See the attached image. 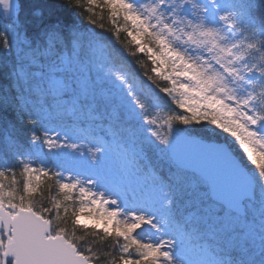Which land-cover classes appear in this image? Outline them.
<instances>
[{
	"label": "snow or ice",
	"instance_id": "snow-or-ice-1",
	"mask_svg": "<svg viewBox=\"0 0 264 264\" xmlns=\"http://www.w3.org/2000/svg\"><path fill=\"white\" fill-rule=\"evenodd\" d=\"M0 264H264V0H0Z\"/></svg>",
	"mask_w": 264,
	"mask_h": 264
}]
</instances>
